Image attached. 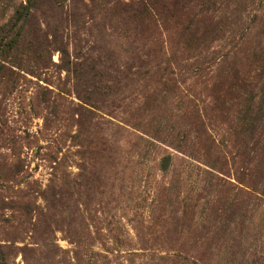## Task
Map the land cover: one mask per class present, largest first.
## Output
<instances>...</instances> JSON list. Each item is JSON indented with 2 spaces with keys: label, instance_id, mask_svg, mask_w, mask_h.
I'll return each instance as SVG.
<instances>
[{
  "label": "rangeland",
  "instance_id": "rangeland-1",
  "mask_svg": "<svg viewBox=\"0 0 264 264\" xmlns=\"http://www.w3.org/2000/svg\"><path fill=\"white\" fill-rule=\"evenodd\" d=\"M201 1L0 0V264H264V0Z\"/></svg>",
  "mask_w": 264,
  "mask_h": 264
},
{
  "label": "trees",
  "instance_id": "trees-1",
  "mask_svg": "<svg viewBox=\"0 0 264 264\" xmlns=\"http://www.w3.org/2000/svg\"><path fill=\"white\" fill-rule=\"evenodd\" d=\"M36 1L37 0H26V4H25V6H23V11H25V14H28L29 12H31L33 9H35V6H36ZM212 4V0H207L206 2L204 1V0H202L201 1V6H202V8H205L206 10L209 8L207 5H211ZM144 8H145V11H147V7H145L144 6ZM17 14L19 15L18 16V18L20 19V16H22L23 14L21 13L20 14V12L18 11L17 12ZM16 14V15H17ZM13 45H11L10 47H9V49H14L15 47H17L16 46V41H14L13 40ZM15 44V45H14ZM18 45V44H17ZM60 164H58L57 162H55V165L53 166V170H57L58 169V166H59ZM43 195V194H42ZM41 195V196H42ZM44 198V197H43ZM45 200V199H44Z\"/></svg>",
  "mask_w": 264,
  "mask_h": 264
}]
</instances>
